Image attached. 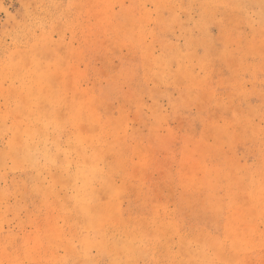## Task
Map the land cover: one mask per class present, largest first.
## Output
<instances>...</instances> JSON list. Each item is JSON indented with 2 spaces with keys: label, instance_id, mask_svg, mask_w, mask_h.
Segmentation results:
<instances>
[{
  "label": "rangeland",
  "instance_id": "obj_1",
  "mask_svg": "<svg viewBox=\"0 0 264 264\" xmlns=\"http://www.w3.org/2000/svg\"><path fill=\"white\" fill-rule=\"evenodd\" d=\"M114 148L178 223L113 232L120 182L86 235ZM19 171L37 198L0 195V264H264V0H0V187Z\"/></svg>",
  "mask_w": 264,
  "mask_h": 264
},
{
  "label": "crops",
  "instance_id": "obj_2",
  "mask_svg": "<svg viewBox=\"0 0 264 264\" xmlns=\"http://www.w3.org/2000/svg\"><path fill=\"white\" fill-rule=\"evenodd\" d=\"M98 149V150H97ZM106 150L103 146H97L96 151L97 153H102ZM115 152L114 155H105L101 157V160H103V163H107L108 167L106 169V172L102 174L105 177V180L107 181L106 184L110 186L108 189L107 198L108 200L105 202L102 198H99L98 196H94L93 200L94 202L90 201L89 196L85 195V191L83 190V199L88 201L87 204L83 205L81 212H87L86 213V220L82 219L83 225L86 223L88 225L92 224L93 229H90L87 232V236H90L92 234L95 236L100 231L94 230V226L99 223V221H103V217L98 215V212H106L103 211L102 206L108 205V204H116L118 200L120 199V193L117 192V198L112 197L113 195V186L118 187L119 185L122 186L123 184V195L129 194L130 198V207L126 212H123V214H114V221H113V232H115L117 229L122 230L124 228H127L129 231H147L149 229H152L154 224L157 226H167L170 222H179V216L180 212H164L163 209L161 211L154 212L153 203L154 198L152 195V190L150 187L146 186L147 183L146 178L141 177V173L139 174V177H135L137 180L134 179V175H137V172L135 169L133 170L131 167L129 168V174L128 178L124 175H120V171L118 168V159L119 153L118 149L116 150L114 148L113 150ZM90 154V155H89ZM89 162L94 163L95 161H98L100 157H97L95 161H90V156L92 160L95 159V156L92 155V151H89L87 153ZM120 176L122 179H120ZM66 179V176H65ZM68 181H72V178ZM122 184H121V183ZM104 182L100 181H93L88 182V192H94L98 193L99 189H101V186ZM35 185L36 182H29L28 179L26 180V177L24 173H21L20 171L16 173V175H13L11 177H6L2 187H0V195L2 200H12L14 205L16 206L17 212H23L21 210H25V200H36L35 196ZM91 186V188H90ZM122 188V187H121ZM60 190L57 187L54 191L55 194H57ZM29 191V192H28ZM119 191V189L117 190ZM34 195V196H32ZM59 195H64L65 197H68V199L73 198L74 191L73 188L70 187L67 188V179L65 183V190L61 192ZM167 200L165 197L161 196L159 199V203L163 205ZM11 206V207H12ZM8 207V206H7ZM11 211V210H10ZM28 212H38L35 208L32 210H29ZM107 212H120L117 211L116 207H113V210H107ZM111 216V214H110ZM112 217V216H111ZM117 218V219H116ZM85 235V236H86ZM84 236V238H85ZM97 236V235H96ZM90 239V237H88ZM93 239V238H92ZM148 249H145V247H142L140 245L134 246V250L132 253H130L125 259H128L129 261H123V263H136V264H148L150 259V253L152 251V246ZM159 250V249H158ZM148 262V263H147Z\"/></svg>",
  "mask_w": 264,
  "mask_h": 264
}]
</instances>
